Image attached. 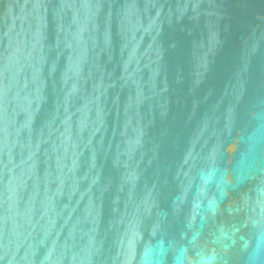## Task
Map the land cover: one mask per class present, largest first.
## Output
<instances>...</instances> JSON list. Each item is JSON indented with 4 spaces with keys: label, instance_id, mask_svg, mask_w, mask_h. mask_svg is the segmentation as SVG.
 I'll use <instances>...</instances> for the list:
<instances>
[{
    "label": "water",
    "instance_id": "95a60500",
    "mask_svg": "<svg viewBox=\"0 0 264 264\" xmlns=\"http://www.w3.org/2000/svg\"><path fill=\"white\" fill-rule=\"evenodd\" d=\"M0 264H264V0H0Z\"/></svg>",
    "mask_w": 264,
    "mask_h": 264
}]
</instances>
